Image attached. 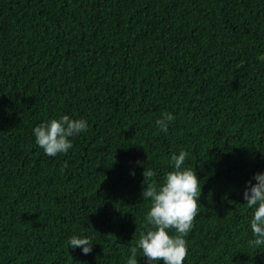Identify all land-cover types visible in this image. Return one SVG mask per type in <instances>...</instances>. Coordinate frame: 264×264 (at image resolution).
<instances>
[{
	"label": "trees",
	"instance_id": "obj_1",
	"mask_svg": "<svg viewBox=\"0 0 264 264\" xmlns=\"http://www.w3.org/2000/svg\"><path fill=\"white\" fill-rule=\"evenodd\" d=\"M62 115L88 130L46 156L32 130ZM181 150L201 189L184 264H264L242 195L264 171V0H0V264H126Z\"/></svg>",
	"mask_w": 264,
	"mask_h": 264
},
{
	"label": "clouds",
	"instance_id": "obj_2",
	"mask_svg": "<svg viewBox=\"0 0 264 264\" xmlns=\"http://www.w3.org/2000/svg\"><path fill=\"white\" fill-rule=\"evenodd\" d=\"M176 119L172 112H163L156 119L158 130L167 133L170 124ZM88 130L86 119H72L62 115L58 119L50 118L35 126L32 130L35 144L44 154L55 157L67 154L73 148L72 137ZM188 156L186 151L173 154L171 161L173 170L165 174L163 182L153 184L142 191L143 199H150L151 205L145 214V221L149 225L142 231L139 239L128 249L126 264H139L137 257L145 258L146 264H184L188 255L186 237L194 227L193 221L198 214L199 198L201 196L200 179L196 171L184 167ZM137 164L142 162L137 161ZM68 164L65 162L64 168ZM63 171V169H62ZM134 175V171L131 173ZM156 175L155 170L145 169L146 178ZM253 180L255 183H253ZM246 205L252 210L249 226L253 239V247L264 246V171L254 174L246 182L242 193ZM174 230V232H173ZM92 236L72 235L68 241V248H80L84 255L93 251ZM142 252L141 256L137 253Z\"/></svg>",
	"mask_w": 264,
	"mask_h": 264
}]
</instances>
